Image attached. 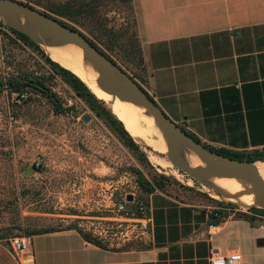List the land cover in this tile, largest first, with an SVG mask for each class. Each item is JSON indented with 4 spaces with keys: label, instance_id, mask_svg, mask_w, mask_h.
Wrapping results in <instances>:
<instances>
[{
    "label": "crops",
    "instance_id": "0c3cea01",
    "mask_svg": "<svg viewBox=\"0 0 264 264\" xmlns=\"http://www.w3.org/2000/svg\"><path fill=\"white\" fill-rule=\"evenodd\" d=\"M130 3L143 88L161 112L206 148L264 152V0ZM117 109L125 119L119 101ZM263 164L253 163L258 174ZM214 180L229 187L223 178ZM203 184L210 198L201 203L140 188L142 199H136L150 217L143 240L102 247L65 228L29 235L28 248L16 256L0 239V264H208L211 246L239 252L242 264H264V212H224L216 220L210 212L222 198L207 178Z\"/></svg>",
    "mask_w": 264,
    "mask_h": 264
},
{
    "label": "rangeland",
    "instance_id": "374dc122",
    "mask_svg": "<svg viewBox=\"0 0 264 264\" xmlns=\"http://www.w3.org/2000/svg\"><path fill=\"white\" fill-rule=\"evenodd\" d=\"M133 12L129 0H97L89 18L63 21L90 39L94 34L102 40L107 37L105 32L101 36L103 26L106 30L113 27L117 35L123 33L126 37L120 35L113 46H99L143 88L145 68L136 67L133 47L126 40L134 30ZM9 27L8 20L0 19V233L9 238L74 226L95 238L88 228L96 218L108 214L102 204L117 201L124 192L142 199L134 170L150 182L154 177L162 183L159 190L182 200L208 201L210 195L203 182L173 165L167 149L159 155L163 158L153 159L157 154L133 137L142 156L124 145L87 98L54 74L38 51L16 39ZM35 43L49 56L42 43ZM125 44L131 48L125 49ZM59 52L64 58L76 56L68 48L61 47ZM25 75L42 81L56 95L61 111H54L50 99L39 89L26 86L14 91L13 80ZM98 100L114 115L119 114L117 98L104 94ZM137 121L131 130L159 136L151 123L144 121V128ZM258 175L264 182V171ZM215 204L228 203L215 199Z\"/></svg>",
    "mask_w": 264,
    "mask_h": 264
},
{
    "label": "water",
    "instance_id": "95a60500",
    "mask_svg": "<svg viewBox=\"0 0 264 264\" xmlns=\"http://www.w3.org/2000/svg\"><path fill=\"white\" fill-rule=\"evenodd\" d=\"M0 2L6 6L12 7L10 9L12 11L11 14L4 13L6 7L4 9L2 8L0 11V19L10 21V26L12 28L27 35L34 42L47 44L51 43V40L44 35H40L38 31L35 30L34 25L27 22H16L14 16L17 11H23L26 14L33 15L37 20L47 21L78 40L83 48L89 52L94 59L91 63L92 70L101 80H103L102 78L107 79V88L100 86L102 90L104 89L103 91L120 101L135 103L136 105L141 104L152 114L153 121L165 142L167 157L173 165L186 171L192 178L201 182H203V179L211 176L243 180L250 186L251 190L258 196V198L264 200V182L260 179L258 172L254 168L253 162L225 157L208 150L204 145L194 141L179 126L170 121L161 112L150 96L109 58L92 45L81 32L18 0H0ZM11 18L14 19V22H11ZM104 64H108L116 72L120 73L125 82L116 80L108 70L106 71L104 69ZM82 119L86 120L87 116L84 115ZM181 146H185L189 149L200 161L203 162V166H189L186 164V162L179 156L178 149ZM126 200H131L129 194L126 196ZM261 208L264 209V206Z\"/></svg>",
    "mask_w": 264,
    "mask_h": 264
},
{
    "label": "trees",
    "instance_id": "16d2710c",
    "mask_svg": "<svg viewBox=\"0 0 264 264\" xmlns=\"http://www.w3.org/2000/svg\"><path fill=\"white\" fill-rule=\"evenodd\" d=\"M95 1H97V0H22L20 2L28 4L32 7L35 6V7L39 8L43 13L55 18L56 20H58L61 23L66 24L63 21L64 19L66 21H69V22H71V21L74 22L77 20L76 19L77 17L89 18L91 13H92L93 2H95ZM129 2H130V0H129ZM67 26H69V24ZM132 26L134 29L132 32V35L129 36V39H126V40L130 41L131 46L133 47L132 52H133V54L135 53V57L137 60V65H138L136 67L142 69L143 68L142 57H141L139 41H138L137 34H136V31L134 28L133 20H132ZM8 29L13 33V35L16 39H19L20 41H22L26 45H28L31 48H34L36 51H38V53L42 57L43 61L48 65V67L50 68V70L54 74H57L77 94L85 96L87 98V101H88V104L90 105V107L92 109H94L96 111V113L100 114L103 117V119L111 127L112 131L115 132V134H117V136L121 139V141L124 143V145H126L134 153H138L139 155L142 156V153L139 151L137 144L134 142L133 138L129 135V133L123 127L122 123L116 117V115H114L109 109H107L106 107L101 105V102L95 97V95L85 86V84L74 73H72L70 70L66 69L65 67L61 66L56 61L50 59L49 56L46 53H44L39 48V46L31 38H29L27 35L23 34L20 31L15 30L12 27H9ZM103 32H105V34L107 36V37L104 36L105 38L103 40H102V38H100L98 35H95V34H94V39H90V38L86 37L85 35L84 36L89 40V42L92 45H94L100 52H102L107 58H109L114 63L113 59H111V57L109 55H107L103 51V48L101 49V47L99 45H101L102 47L104 45L105 48H108V47L113 46V44L115 43V41L117 39L120 40V38H118V37H120V35H121V37L122 36L126 37V36L123 33L117 35L116 34L117 31L114 30L113 27H109L106 30V28L103 26L101 36H103ZM126 46H127V44L124 45L125 49L131 48V47H126ZM126 54H127V52H126ZM130 78H132V77H130ZM13 86H14V88H13L14 91H21L23 89V87H26V86L39 89L41 92H43L50 99V101L52 102L54 111L59 112L62 109L56 95L53 92H51V90L49 88H47L43 84L42 81H38L35 78H32L30 76L25 75V76H22L21 79H19V80H13ZM111 102H112V100H110V103ZM186 134L189 137H191L194 141L197 142V139L193 135H191L187 132H186ZM210 149L215 151L218 154L225 156V157L237 159V160L255 161V160H263L264 159V152H259V153L254 152V153H248V154H241V153L230 152V151L222 150V149H213V148H210ZM134 173H136V175H137L136 176L137 177L136 178L137 184L143 191L152 192L155 189L161 188L162 183L160 181L156 180L154 177L152 178L153 179L152 182H150L149 180H146L138 171L134 170ZM220 204H222V203H220ZM225 204H227V203H225ZM227 205L231 206L229 203ZM219 206H223V205H219ZM248 211L251 213H255V212L262 213V212H264V209L251 206L248 208ZM222 214H224V211L219 210V209H213L210 212V216L216 220L220 219ZM237 215H244L245 217H247L246 214H244L242 212H237ZM66 228H74L80 233V235L85 240H87L93 244H96L98 246H102V247L104 246V244H102L100 241L91 237L89 234L78 230L74 226H69ZM48 231H54V230H40V231L33 232L30 235L42 233V232H48ZM0 239L7 240L8 236L0 233Z\"/></svg>",
    "mask_w": 264,
    "mask_h": 264
},
{
    "label": "bare ground",
    "instance_id": "6f19581e",
    "mask_svg": "<svg viewBox=\"0 0 264 264\" xmlns=\"http://www.w3.org/2000/svg\"><path fill=\"white\" fill-rule=\"evenodd\" d=\"M2 8H5L4 13L11 14L12 11L10 9L12 7L6 6L0 2V11L2 10ZM14 19H16V22H27L34 25L35 30H37L40 35H44L49 40H51V43L42 44L43 48L47 51L49 56L61 66L74 73L78 78L80 77L86 83L88 89L97 98L103 96L105 91H103L104 89L102 90L100 86L107 88V79L102 78L103 80H101L100 78H98L97 74L92 70L91 63L94 61V59L92 55L83 48V46L79 43L78 40H76L74 37L70 36L66 32L62 31L55 25L47 21L37 20L33 15L26 14L23 11H17L16 15L14 16ZM14 19L11 18V22H14ZM61 47L72 50L73 55L75 54L76 56L64 58L59 52V49ZM104 66V69L106 71L108 70L116 80L125 82L123 76L120 75V73L116 72L108 64H104ZM118 101L120 103L121 112L125 115V119L122 120L119 117H116L120 120L126 131L134 139L141 141L145 146L149 147L150 150L154 153L164 154L166 152V145L157 126L153 121L152 114L148 110H146L141 104L136 105L135 103H127L120 100ZM139 118L141 119L137 121ZM136 121L137 123H139L140 127L144 128H146V126L144 125V121L147 123H151L159 137L155 139L146 135H140L130 130V127H132V124H135ZM178 151L179 156L183 157L186 161L193 163L197 166H203V162L200 161L185 146H181ZM214 177H207V179L212 189L216 193H218V195L222 198L220 200H222L223 202L234 204L239 208H248L251 206L261 208L262 206H264V200L258 198V196L251 190L250 186L245 181L223 178L229 184V187H226L224 185L218 184L214 180Z\"/></svg>",
    "mask_w": 264,
    "mask_h": 264
},
{
    "label": "built area",
    "instance_id": "2783aa9c",
    "mask_svg": "<svg viewBox=\"0 0 264 264\" xmlns=\"http://www.w3.org/2000/svg\"><path fill=\"white\" fill-rule=\"evenodd\" d=\"M131 196L127 201L126 196ZM103 210L108 212L103 217L96 218L95 224H90L88 230L102 244H124L131 241L143 240L146 237L150 217L145 205L137 201L133 192H124L117 201L109 200L102 204ZM214 209L226 213L242 211L230 206H217ZM8 249L16 256L24 252L29 245V236L14 235L7 239ZM208 264H242L239 252L222 254L215 246H211L207 254Z\"/></svg>",
    "mask_w": 264,
    "mask_h": 264
}]
</instances>
